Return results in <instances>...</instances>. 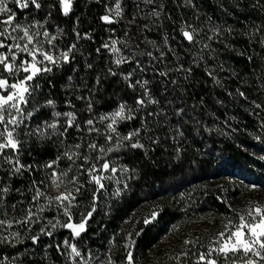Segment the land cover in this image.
I'll use <instances>...</instances> for the list:
<instances>
[{
	"label": "trees",
	"instance_id": "1",
	"mask_svg": "<svg viewBox=\"0 0 264 264\" xmlns=\"http://www.w3.org/2000/svg\"><path fill=\"white\" fill-rule=\"evenodd\" d=\"M115 2L75 0L67 16L58 2L52 4L47 18L50 27L60 25L63 30L60 42L69 46L76 39V49L62 69L54 68L39 79L41 87L31 103L40 109L35 116L40 120L50 114L49 108L44 107L48 99H54L59 106L73 103L83 132L70 129L66 140L61 135L25 137L21 160L32 168L24 171L20 180L9 179L13 192L10 200L17 205L16 211L22 207L19 201L31 200L32 181L44 178L41 169L56 158L62 146L70 148V143L73 146L79 143L83 152L86 143L93 139L103 145L102 135L84 131L85 121L92 119V115L111 112L120 103L135 108V100L143 90L139 85L133 89L129 83L147 80L152 97L159 103L148 104L134 113L133 120L118 127L123 135L140 129L134 141L138 140L144 148L129 147L112 154L130 169L131 193L122 199L100 195L87 230L75 243L85 249L100 247L107 253L105 259L111 255L116 264H127L125 236L131 232L133 264H160L156 252L146 251L160 245L172 223L186 221L192 211L211 208L213 221L219 224L226 213V204L221 202L224 198L217 196L221 189L206 182L220 176L221 173H215L219 162L241 176L248 171L264 179V160L250 154L264 155V0H154L151 4L121 0L122 18L111 24L102 21L107 7ZM152 10L160 11L159 18L149 15ZM182 28L197 29L195 40L200 43L190 44L182 35ZM210 28L217 29L212 40H208L212 36ZM113 39L144 53L137 56L143 71L135 60L119 67L112 63V54L102 45ZM205 43L214 51H201ZM149 51L156 60L147 55ZM160 52L164 53L162 60ZM88 64L92 67L88 68ZM180 65L191 71H171L167 77L159 75ZM109 68L117 75H109ZM129 72L132 75L126 81L123 76ZM173 80L177 81L175 85ZM81 96L91 98L93 114L87 113L86 101L77 98ZM150 112L159 114L149 116ZM80 163L78 160L75 168ZM80 182L85 189L77 196L79 207L73 208L74 214L90 210L94 190L85 175H80ZM152 208L158 210L155 219L143 223ZM130 214L134 219L128 224L126 218ZM111 232L116 238H111ZM21 235V242H14L15 246L0 244V259L17 257L15 264H46L45 261L70 264L69 259L65 262L67 251L63 248L67 235L71 239L69 231L55 232L49 237L40 233L37 223L30 231L22 228ZM34 235L39 236L35 244L30 239ZM57 245H61L60 251ZM109 248H113L111 253Z\"/></svg>",
	"mask_w": 264,
	"mask_h": 264
},
{
	"label": "snow or ice",
	"instance_id": "2",
	"mask_svg": "<svg viewBox=\"0 0 264 264\" xmlns=\"http://www.w3.org/2000/svg\"><path fill=\"white\" fill-rule=\"evenodd\" d=\"M143 2L151 4L154 0H143ZM59 3L63 15L67 16L72 10L73 0H59ZM9 4H13L20 9H27L30 4L39 9L41 4L38 0H0V162L11 165L14 174H21L23 170L32 168V165H25L20 162L21 140L19 139L18 129L22 125L27 128L28 125L25 121L33 115L32 111H26L30 100L39 87L38 84H33V81L37 77L43 78L44 74L51 73L54 66L58 67L61 63H69L71 54L76 49V44L73 43L64 50L60 49L54 41H56L57 35L63 32L62 29H58L57 34L54 35L46 30L44 23L40 21L21 24L16 19V12L9 7ZM106 11L108 14L101 17L102 21L109 24L118 22L123 14L121 0H116L114 8H109ZM149 15L159 18L160 11L152 10ZM209 31L212 32V36H208V40H212L217 33V29L210 28ZM181 32L190 44L200 43L195 40L197 29L192 28L189 31L182 28ZM76 35L79 39V33H76ZM86 37H88V34H86ZM148 43L154 44L153 41H148ZM118 44H122L123 47H119ZM165 44H167V37H165ZM102 47L112 54V63L116 67L135 60L137 67L143 71L137 56L144 53L132 50L126 42L113 39L110 43H104ZM204 49L214 51L209 48L208 43L202 45L201 51ZM96 51L99 53L100 49L98 48ZM125 51H127V55L124 54ZM147 55L153 60L157 59L151 51ZM163 57L164 53L160 52L159 58L162 60ZM87 67L91 68L92 65L88 64ZM171 71L190 72L191 69H184L180 65L175 69L159 72V75L167 77ZM108 74L115 76L117 72L109 68ZM131 75V72L124 75V80H129ZM209 75H212V73L209 72ZM184 78L187 79V76ZM96 82L99 83V77L96 78ZM171 82L174 85L177 83L176 80ZM148 83L147 80L142 82L137 80L135 84L129 83V87L134 89L136 85H139L143 90L142 94L135 100V108L128 106L126 103H120L114 111L99 116L98 121L104 126L103 133L96 127L97 121L95 119L85 121L84 131L89 134L95 133L97 136L103 135L105 143L100 145L93 139L92 142L86 143L83 152L80 151L81 144L77 143L73 146L75 151L68 149L62 153L63 157L72 162V165H75L77 160L82 161L77 166V171L74 172L73 167L70 166L57 172L54 166L61 158L58 157L57 161L45 165V168L53 169L48 173L47 183L45 180L32 181V187L29 188V192L32 193L31 200L25 207L20 209L21 215L9 216L8 214L9 210L16 212V204L11 205L10 209H0V244L7 243L15 246L14 242H21L20 229L30 231V226L41 222V220L46 222L41 227L40 233L49 237L53 235L57 228L69 230L73 238H79L87 230L86 225L97 210L96 204L100 195L106 194L105 182L120 185L123 182L122 177L124 174L130 171L127 166L119 165V157L112 154L119 153L122 149L129 147L132 149L144 148V145L138 140L134 141V138L140 135V129L122 135L118 131V126L122 122L133 120L135 118L134 113L146 108L148 104L159 103L152 97L150 89L147 87ZM85 88H87V85H85ZM240 95L243 97L244 94L240 93ZM77 98L86 101L87 111L91 113V98L84 96ZM47 106L55 107L52 100L47 101ZM257 107L260 106L257 105ZM158 114L150 112L148 115ZM61 115L66 117L64 132L74 126L79 129L80 126L76 123L74 112H53L54 117L58 118ZM57 126L55 121L51 123L45 121L42 125H38L28 132L27 135H38L40 138H44L49 130H52V134H55ZM64 132H61L60 135L63 136ZM8 150H11V154H8ZM90 153L93 155H90ZM118 172L121 176H117ZM70 173H72L71 176ZM80 175L87 176V183L94 185V190L91 193L90 210L81 212L79 221L75 222L72 209L79 207L76 199L85 189V184L80 182ZM124 188H127L126 182H124ZM0 191L6 193L9 189L5 187ZM50 191H54L55 194H48ZM120 193L121 188L117 187L113 195L119 196ZM41 199L46 202L41 204ZM0 201H2V197H0ZM221 202L228 206L233 216L225 218L221 230L209 237L207 244L199 245L200 248L206 249V251L192 253L195 257L192 264H264V205L259 202H250L245 208L233 209L227 201L222 200ZM18 203L23 204L24 202L19 201ZM53 209L56 216L52 219L43 217L42 214L46 210ZM156 215V211H153L150 213V217H144L143 223H150ZM60 216L64 217L63 221L59 218ZM132 236L131 232L125 236L128 241L124 246L127 264H133ZM30 239L35 244L38 242L39 236H31ZM199 240V237L186 239L184 245H191L192 248H195ZM113 247H115L114 244ZM60 248L61 245H57V251H60ZM63 248L68 252L72 264H116L111 255H108L105 260H100L99 257L94 260L91 250L86 254L82 253L77 245L70 243L67 238L63 241ZM192 248L182 251V253L171 259L180 264L181 256H183L187 261ZM112 250L113 248H109V253ZM7 261H9V258L5 256L0 259V264H6Z\"/></svg>",
	"mask_w": 264,
	"mask_h": 264
},
{
	"label": "rangeland",
	"instance_id": "3",
	"mask_svg": "<svg viewBox=\"0 0 264 264\" xmlns=\"http://www.w3.org/2000/svg\"><path fill=\"white\" fill-rule=\"evenodd\" d=\"M54 1L59 3V0H38V2L41 4V7L39 9H36L31 4L29 5V7L27 9H20L13 4H9V7L13 8V10L16 12V19L21 24H30L33 21H40L41 23H44V27L46 30H48L50 33L56 35L58 29H62V27L58 24H54L53 28H51L50 23L47 20L48 16L50 15V12L52 11V4L54 3ZM74 1L75 0H73L72 7L74 4ZM59 5H60V3H59ZM114 5H115V3H114ZM114 5L111 7H107V9L114 8ZM106 14H108V13L106 12ZM113 18L116 19L115 17H113ZM45 21H46V23H45ZM60 35L61 34L57 35V39H56V41H54V43L57 44L59 46V48L62 50L67 49L70 45L66 46V45L62 44L59 40ZM76 37H77V35H76ZM73 43L76 44V39L73 40L71 45ZM118 46L121 47V44H118ZM64 64H68V63H61L60 66H58V67L54 66L53 70H54V68L62 69ZM48 74H50V73H48ZM44 75H47V74H44ZM39 79H41V78L37 77V79L35 81H33V84H40ZM71 81L72 80H70V82ZM40 87L41 86H39L38 89H40ZM35 93H34V95H35ZM48 100H52L54 102L55 107L53 108V107L47 106V102L44 104V107L49 108L50 114L48 113L49 114L48 118L43 119V120L35 119V116L39 113L40 109L35 108L36 106H34L31 103V100H30L29 105L27 106L26 111H32L33 115L30 119L25 121V123L28 125L27 128H25L22 125L20 127V129H18L19 139L21 140L19 158H20V162L22 164H23V162L21 160L22 159L21 151L23 148V146H22L23 141H24L23 139L27 136H30V135H27L28 132L35 129L38 125H42L45 121H47L49 123L55 121V122H57V125H58L55 134H52V130H49V132L45 135V137H47V136L59 137L60 133L64 132L66 117H64L63 115H61L58 118L54 117L53 116L54 111L60 112V113L74 112L75 116H76V123L79 124V126H80L79 129H77L75 126L68 128L67 131L64 132V135L62 136L63 140L67 139L66 135L70 129H74L75 132H83L81 119L77 113L78 110H76L73 103H69V102L67 103L66 102V104L59 106L54 99H48ZM117 107H118V105L112 111H114ZM85 109H87V106L85 107ZM87 113L89 115L93 114L94 108L92 107L91 113H89L88 111H87ZM108 113H110V112H108ZM102 114H107V113H101V115ZM98 118H99V116L96 117L95 115L94 116L92 115V119H95L97 121L96 127L101 130V133H103L104 132V126L102 123H100L98 121ZM120 125H121V123L119 124V126ZM118 131L123 135V133L120 129H118ZM36 137H39V136L36 135ZM102 137H103V135H102ZM69 146H70V148H68L65 145L62 146V148L59 149V152L57 153L56 158L53 159V161H57V158L61 157L58 160L57 164L54 166V169L57 172H59L62 169H67L70 166L73 167L74 172L77 171V168H75V165H72L71 161H69L66 157L62 156V153H64L68 149H72L73 151H75V149H73L72 143H70ZM8 154H11V150H8ZM250 154H251V157H261L264 160V155H262L260 153L251 152ZM218 156L221 159L224 158L221 155H218ZM51 162L52 161L46 162L45 165H47ZM77 162H78V160L76 161V163ZM118 164L121 166H124L119 161H118ZM218 165L219 166H217V171H215V173H221L220 176L212 177L206 181L207 184L210 185L211 187H219L221 189V194H217L218 197L222 195V198H224V200L227 201L228 204H230L233 209L245 208L249 205L250 202H259L261 205H264V179L262 177H260V178L256 177L251 172H248V171L244 174V176H241V175L235 173L233 170L231 171L230 167L225 168L226 165L221 164V162H219ZM41 170L42 171L44 170V178L42 180H45V182L47 183L48 173L53 171V169H48V168H45V166H44ZM24 171H26V170H23L21 174H14L13 171L11 170V165H9L7 163L0 162V189H3L5 187H7L9 189V191L6 193L0 191V197H2V201H0V209H3V208L10 209L11 205L14 204L10 200V197H11L10 195L13 192H12V187L10 186L11 181H9V179H19L20 180V178L22 176H24V174H23ZM2 174H4V175H2ZM69 175L71 176L72 173H70ZM5 176H6V178L4 180ZM117 176H121V174L118 172ZM85 177H86V182H87L88 178L86 175H85ZM129 177H130V171L127 174H124V176L122 177L123 182L120 185H116L113 182H105L106 194H101V196L111 198V199H122L126 196H129V194L131 193V179H130L131 177L130 178ZM124 182L127 183V188H124ZM88 185L91 186V188H94V185H91V184H88ZM117 187L121 188V193L119 196H114L113 192ZM48 194L54 195L55 193H54V191H50ZM172 200H174V198H172ZM23 202L26 205L28 204V201L25 202V199H23ZM45 202L46 201H44L43 199H41V201H40L41 204H43ZM24 203L22 204V207H23V205H25ZM226 207H227V211L223 216H221V219L219 220V224H216L213 221L214 214H213V211L211 208L203 209L201 211L196 210V211L190 212L186 221L178 222V223H172L169 226V229L163 235L160 245L157 248H153L152 250H147L146 253L156 252L160 258V261H159L160 264H177V262L171 258L177 256L178 254L182 253V251H185L188 248H192L191 245L185 246L184 241L186 239H195L196 237H199L200 240L197 243L196 247L192 248V251L189 252V259L187 261H185L184 257L181 256L180 264H192V260L195 259V257L192 255V253L193 252H199V251H206V249L200 248L199 245L200 244H207L209 237L213 236L216 232L221 230L222 222L225 221V218L233 216V213L230 211V209L228 208L227 205H226ZM107 210H108V213H110V208H108ZM184 210H186V208H184ZM82 211L83 210H78V214H74V211L72 209L73 219L75 222L79 221V214ZM153 211H156V213H157L158 210H157V208H152L150 213H152ZM8 214H9V216H19V215H21V212H20V210H18L16 212H11L9 210ZM42 215H43V217H45L47 219H52L54 216H56V212L54 209L53 210H46ZM59 218L62 221L64 219L63 216H60ZM126 219H127L126 222L128 224H130L132 222V219H134V216H132V214H130V216L127 217ZM89 220H88V223H89ZM45 222H46L45 220H41V222L38 223L40 225V229ZM88 223H87V225H88ZM87 225H86V228H87ZM33 226H35V224L31 225L30 229ZM13 230H15V229H13ZM21 230L22 229H20V231ZM64 230H67V229L57 228L54 231V233L55 232L56 233L61 232ZM67 231H69V230H67ZM111 235H112L111 238L112 237L116 238V235L114 233H112ZM68 237H69V235H67V239L70 241V243H75V240L77 238H73L71 236V239H69ZM21 238H22V235H21ZM77 247H78V249H80L82 251V253H88V251L91 250V254H92V257L94 260L96 257H99L100 260H105V257L107 255V253L102 251V249H100V247L96 248L95 250L93 248L85 249L84 246L83 247L77 246ZM16 259H17V257L9 259V261H7L6 264H15L14 262ZM67 259H69L68 252H67V256L65 257V262H67ZM45 263L46 264H52V262H46V261H45ZM70 264H72L71 260H70Z\"/></svg>",
	"mask_w": 264,
	"mask_h": 264
}]
</instances>
